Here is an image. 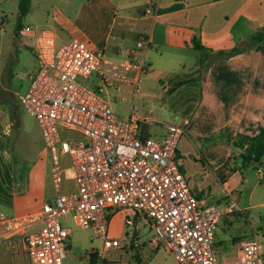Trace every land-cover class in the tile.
<instances>
[{"label":"crops","instance_id":"crops-1","mask_svg":"<svg viewBox=\"0 0 264 264\" xmlns=\"http://www.w3.org/2000/svg\"><path fill=\"white\" fill-rule=\"evenodd\" d=\"M149 2L78 1V20L90 17L95 21L94 49L103 50L108 60L137 63L145 56L148 62L140 91L135 92L129 81L118 80L105 90L106 95L121 114L129 116L133 109L138 111L144 118L143 133L150 137L163 139L167 120L184 125L178 162L202 202L223 205L228 192L239 201L244 190L251 198L256 187L264 185V169L260 174L255 163L244 165L241 152L245 145L235 142L239 134L254 136L264 128V43L218 57L203 67L200 55L194 59L189 52L196 51L195 38L213 51L243 46L252 32L264 26V0H158L155 15L142 12ZM11 6L12 14L17 15L18 9ZM84 9L92 13L83 17ZM4 16L0 24V213L16 215L39 210L58 188L53 182L50 154L42 133L31 132L17 113V99L20 102L19 96L29 86L30 74L38 67L36 27L43 24L35 21L33 25L26 24L32 26L30 30H23V26L18 29L8 14ZM7 25L10 26L5 31ZM57 30L61 40L71 38L63 27ZM148 36L150 45L136 48V41ZM186 68L197 73L178 76ZM20 72L26 75L24 91L16 92L15 81ZM128 75L132 77L134 69H129ZM175 80L181 82L172 88ZM3 90H9L14 97ZM225 128L229 129V137L206 140V136ZM260 161L264 168V156ZM232 214L224 216L217 229ZM217 240L221 244L222 240ZM240 240L233 241L236 251ZM105 251L102 243L93 247L92 263L106 262ZM27 252L20 236L0 239V264L7 258L10 264H22L21 255L28 256Z\"/></svg>","mask_w":264,"mask_h":264},{"label":"built area","instance_id":"built-area-1","mask_svg":"<svg viewBox=\"0 0 264 264\" xmlns=\"http://www.w3.org/2000/svg\"><path fill=\"white\" fill-rule=\"evenodd\" d=\"M157 2L150 0L142 12L155 15ZM150 43V36L139 39L136 48ZM35 52L38 67L19 99L39 124L58 191L37 211L0 213V239L20 236L32 264H65L71 235L67 216L73 213L79 226L101 240L103 251L141 244L143 225L152 232L147 243L166 247L175 264H225L215 250L216 230L224 216L241 210L236 196L228 192L223 205L202 202L178 162L184 125L167 123L163 139L143 137L142 115L133 109L120 117L105 93L118 80L140 91L149 67L145 56L137 63L108 60L103 50L79 37L61 40L56 28L39 26ZM65 157L75 183L69 191L60 189ZM263 169L259 161L257 171ZM121 210L128 212L125 224L131 232L112 236L111 219ZM231 264H264L261 238L241 239Z\"/></svg>","mask_w":264,"mask_h":264},{"label":"rangeland","instance_id":"rangeland-1","mask_svg":"<svg viewBox=\"0 0 264 264\" xmlns=\"http://www.w3.org/2000/svg\"><path fill=\"white\" fill-rule=\"evenodd\" d=\"M79 0H32L31 6L28 13L22 17L21 25L24 27L26 24H32L37 21L42 23V27L50 26L52 23L57 29L63 27L67 33L71 34V37L76 36L88 43V45L94 49L95 43L97 41V36L92 32V25L95 22L92 18L84 17L85 14H91L90 9L83 10V20L79 21L77 14L80 10L78 3ZM11 7L14 6L18 9L19 0H0V22L4 18L5 14H8L9 19L17 22L18 14H12ZM98 22V21H97ZM61 23L63 26H61ZM99 23V22H98ZM100 25V23H99ZM6 26V30L8 27ZM2 31V32H5ZM4 36L6 34L4 33ZM189 55L199 56V50L189 52ZM149 68V67H148ZM20 72L16 76V87L15 91H24L22 85L25 83L26 75H22ZM195 71L192 72L190 68L180 70L178 76L184 75H194ZM94 80V74L86 82H92ZM17 113L21 120L25 121L26 124L31 128V132H41L37 120L30 116L21 102L17 99ZM117 111V110H116ZM120 117H126L125 115L118 112ZM155 115V114H154ZM167 123H175L173 121L167 120ZM19 129L15 131V140H18ZM152 138L157 139L158 137L153 135ZM244 139L242 137H237L235 143H242ZM243 146V145H242ZM63 181L61 184V189L63 191L73 190L75 187L73 172L67 157L63 158ZM241 210H237L227 222L221 223L222 227H219L217 232V237L222 240L221 244L218 243V238L215 239V250L218 259L225 264H231L235 258L236 246L233 241L238 239H245L256 234L261 238L263 242L264 249V205L259 203L264 202V185H259L254 190L251 198H249L248 190L242 192L241 199L238 201ZM250 205V206H248ZM128 212L121 210L116 212L110 222V235L116 237H122L126 232H131V227L125 224V218ZM68 227L70 228L71 235L68 240V247L65 257V264H94L90 259V250L94 247L101 246V240L93 236V232L90 229H83L75 221L73 213L67 216ZM40 225V223H37ZM152 235V232L146 227L141 225V244H132V247L128 250L121 249H109L105 251V256L107 261L103 262L98 260L95 264H136L138 254L143 259V264H175L173 256L164 246H158L152 248L149 243H147L148 238ZM234 239V240H233ZM9 251H6L8 254ZM22 253L21 263L22 264H32L31 256L29 251ZM10 260V259H9ZM8 258L4 260L3 264H10Z\"/></svg>","mask_w":264,"mask_h":264},{"label":"trees","instance_id":"trees-1","mask_svg":"<svg viewBox=\"0 0 264 264\" xmlns=\"http://www.w3.org/2000/svg\"><path fill=\"white\" fill-rule=\"evenodd\" d=\"M31 0H19L18 4V16H17V22L16 27L20 29L22 27L21 19L24 17L30 8ZM194 49L199 50L200 52V67H203L206 62H210L218 57H227L231 56L235 53H238L240 51H246L253 47H255L258 44L264 43V26L258 28L254 32H252L246 41L243 42V46H235L231 48L230 50H218L213 51L207 49L204 45L200 44L197 41V38L194 39ZM181 81L175 80L172 84V88L174 86H177ZM171 88V89H172ZM3 93H6L10 96V98H13L11 92L2 91ZM142 127V136L143 137H150L149 135L143 133L145 131V124L143 123L141 125ZM240 137L244 139V141L241 143V145H245L243 151L241 152V157L244 165L255 163L257 166V163L261 160V158L264 156V128H260L259 132L255 134L254 136H249L245 134H239ZM238 136V137H239ZM223 137H229V129H221L213 134H210L206 136L207 141L215 140L218 141L219 139H222ZM94 253H90V259L92 262H94ZM137 261L136 264H143V259L136 254Z\"/></svg>","mask_w":264,"mask_h":264}]
</instances>
